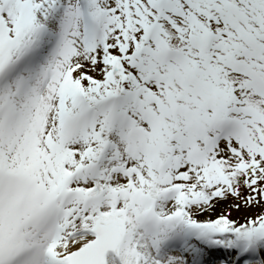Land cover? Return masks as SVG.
<instances>
[{"label":"snow or ice","instance_id":"1","mask_svg":"<svg viewBox=\"0 0 264 264\" xmlns=\"http://www.w3.org/2000/svg\"><path fill=\"white\" fill-rule=\"evenodd\" d=\"M0 264H264V0H0Z\"/></svg>","mask_w":264,"mask_h":264},{"label":"rangeland","instance_id":"2","mask_svg":"<svg viewBox=\"0 0 264 264\" xmlns=\"http://www.w3.org/2000/svg\"><path fill=\"white\" fill-rule=\"evenodd\" d=\"M252 211H255V209L254 210H252ZM242 213H233V216L235 217V216H237V215H241Z\"/></svg>","mask_w":264,"mask_h":264}]
</instances>
